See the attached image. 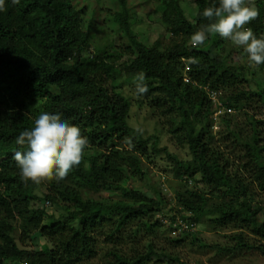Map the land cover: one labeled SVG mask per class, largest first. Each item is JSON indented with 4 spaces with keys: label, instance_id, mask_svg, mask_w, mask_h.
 Instances as JSON below:
<instances>
[{
    "label": "trees",
    "instance_id": "trees-1",
    "mask_svg": "<svg viewBox=\"0 0 264 264\" xmlns=\"http://www.w3.org/2000/svg\"><path fill=\"white\" fill-rule=\"evenodd\" d=\"M117 1L121 9L107 18L129 44L122 50L97 47L92 58L86 51L93 45L97 8L89 15L88 0H5L0 11V264H186L175 250L185 243L208 244L198 233L173 235L179 215L233 231L235 244L224 251L264 254V206L252 196L254 185L264 192V88L249 86L243 67L232 63L236 49L219 34L207 33L209 45L190 44L193 24L206 29L210 21L203 10L219 0H194L192 15L181 4L157 0L163 23L175 36L166 50L160 38L151 48L140 43L130 24L129 0ZM257 7L258 18L246 27L259 38L264 37V1ZM212 35L218 40L210 43ZM124 55L128 59L119 64ZM183 58L197 63L190 61L185 72ZM139 73L147 86L139 103L166 117L170 132L188 145L190 160L160 147L158 135L145 136L130 124L132 100L122 88L129 84L136 93ZM185 73L195 83L186 82ZM206 87L223 91L235 109L220 117L218 131ZM45 111L77 125L89 143L63 180L25 184L13 154L27 145L16 140ZM153 151L166 154L182 181L171 214L163 212L167 200L161 190L154 187L151 194L123 186L126 167L152 159ZM44 201L65 213L57 217L45 204L37 206ZM165 218L171 220L168 227ZM36 231L50 247H23ZM159 233L166 234L168 247L156 244Z\"/></svg>",
    "mask_w": 264,
    "mask_h": 264
},
{
    "label": "rangeland",
    "instance_id": "rangeland-1",
    "mask_svg": "<svg viewBox=\"0 0 264 264\" xmlns=\"http://www.w3.org/2000/svg\"><path fill=\"white\" fill-rule=\"evenodd\" d=\"M88 14L92 15V10H96L97 13L95 17V22L93 27L94 37L93 45L90 49L86 51V55L92 58L96 53L97 47L102 48H112L115 46H123L129 44L127 37H121L118 29V25L113 22L112 19L107 18L109 15L114 16L118 9H121V3L117 0H88ZM173 4H181L188 14H193L192 2L194 0H171ZM257 1L253 0L254 6L257 7ZM129 9L131 10L130 24L134 29V32L140 41L147 48H151L154 43L160 38L162 48L165 50L169 48L175 36H173L165 27L163 23V15L158 11L156 2L157 0H129ZM247 2V0H246ZM88 15V18H89ZM190 17L192 18V16ZM96 24V25H95ZM193 28L197 31L196 23L193 24ZM116 34L117 36H115ZM218 35H212L209 40L210 43L218 40ZM220 36V35H219ZM208 37V34H207ZM181 39V37L179 38ZM230 46L235 48L234 60L232 63L242 66L244 69V74L249 80V86L255 90L264 88V68L260 64L259 66H252L248 61L247 55L244 52H240L242 47L234 45L231 40ZM206 42V41H205ZM128 43V44H127ZM207 43V42H206ZM206 45H209L207 43ZM201 46V45H200ZM239 49V50H237ZM118 63H123L128 56L124 55ZM123 93L129 96L132 100L131 110H130V124L136 128H139L145 136L158 135L159 136V146L168 147L169 151L176 154L181 160H190L191 153L188 145L182 144L173 133L170 132V127L167 124V119L161 114L154 113L152 107L148 103L141 105L138 95L134 92L133 88L129 84H125L122 88ZM139 100V101H138ZM246 105H242L245 107ZM264 117V112H263ZM220 120V119H219ZM217 127L214 128L215 131L220 130L222 124L220 121L216 124ZM215 126V125H214ZM91 126H89L87 131H89ZM86 131V132H87ZM216 133V132H215ZM131 164V163H130ZM132 167V170L138 171V167L145 171V177H141L140 171L133 172L130 167H126L127 172V181L123 186L130 189H139L147 190L151 194H155V188L162 191L166 198V203L163 209V212H172V206L176 204L175 193L176 189L182 187V181L175 178V172L173 170L172 162L167 158L166 154H156L154 151L152 153V159L141 158L138 164L129 165ZM130 171V172H129ZM164 178V179H163ZM200 189L209 191L207 186L202 184L197 185ZM105 196H117L116 193H111L108 191H103ZM40 196L42 194L38 193ZM252 196L254 197V203L261 206H264V192L259 191L256 185L252 187ZM39 203V204H38ZM37 206H42L45 204V207L49 209L52 213H55L57 217L61 213H65L64 208L59 209L55 204L50 201V204H47V201L43 203L38 202ZM175 203V204H174ZM164 226L168 227V223H164ZM194 233H198V236L202 238L208 246H202L200 242L195 244L185 243L182 247L175 250L176 254L180 256L186 264H264V254L259 250H253L250 252H229L224 251L222 248L233 247L235 241L230 236L233 231L231 230H220L217 229L215 224L206 219L202 222L197 223V229ZM166 234L159 233L155 238V242L158 246L166 247ZM145 239H141V243ZM145 243V242H144ZM51 244L47 238H45L40 232L36 231L32 234L31 238L23 246L29 250L35 249H45L50 247ZM142 246V245H141ZM127 247V245H126ZM168 247V246H167ZM99 260V258L97 257ZM168 264V263H166ZM176 264V263H174Z\"/></svg>",
    "mask_w": 264,
    "mask_h": 264
},
{
    "label": "clouds",
    "instance_id": "clouds-1",
    "mask_svg": "<svg viewBox=\"0 0 264 264\" xmlns=\"http://www.w3.org/2000/svg\"><path fill=\"white\" fill-rule=\"evenodd\" d=\"M19 2L12 0L13 4ZM4 4L5 0H0V11L5 10ZM202 15L210 23L206 29L192 33L191 47L202 45L207 39V33L219 34L242 47L252 66L264 63V37L258 38L250 27H246L259 16L253 0H219L218 6L213 4L204 8ZM190 61L197 63L194 59L183 58L185 72L190 70ZM186 76L189 75L185 73L184 79ZM144 81L143 73H139L134 80L138 96L147 92ZM191 82L195 83L193 80ZM16 142L21 146L27 145L26 151L17 150L13 154L20 170V179L25 184L31 181L37 185L43 181L59 182L66 178L70 170L80 164L83 151L89 143L77 125L69 124L59 114L47 111L35 119L31 129L22 131Z\"/></svg>",
    "mask_w": 264,
    "mask_h": 264
},
{
    "label": "built area",
    "instance_id": "built-area-1",
    "mask_svg": "<svg viewBox=\"0 0 264 264\" xmlns=\"http://www.w3.org/2000/svg\"><path fill=\"white\" fill-rule=\"evenodd\" d=\"M264 1V0H263ZM187 69H189V66H187ZM185 80L187 82H191V79L189 76L185 77ZM206 91L208 93L209 98L212 100V103L215 107V114H214V121H215V126L214 128L217 127V123L220 119V117L226 113H233L235 111L234 108L229 107L224 98V92L221 90H215L210 87H206ZM164 179V178H163ZM188 215V214H186ZM164 223H168L170 225L171 220L165 218L163 219ZM197 229V223L190 221L183 217V215H179L176 217V222L173 224V230L172 234L180 236L184 232H194ZM17 264H29L27 260H22L19 261Z\"/></svg>",
    "mask_w": 264,
    "mask_h": 264
}]
</instances>
